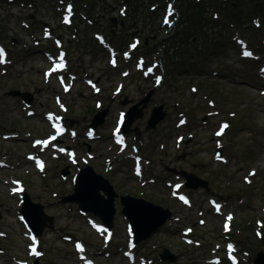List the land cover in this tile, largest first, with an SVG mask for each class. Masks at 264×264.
Instances as JSON below:
<instances>
[{"label": "rangeland", "instance_id": "rangeland-1", "mask_svg": "<svg viewBox=\"0 0 264 264\" xmlns=\"http://www.w3.org/2000/svg\"><path fill=\"white\" fill-rule=\"evenodd\" d=\"M199 1L189 0L187 7ZM220 1L233 3V12H226L224 5L208 6L200 19L196 15L187 20L188 24L201 20L189 28L181 23L183 0H69L63 5L60 0H0V40L8 49L7 63H0V159L16 165L0 170V264L26 262L28 256L38 259L17 218L20 205L19 198L11 196L13 180H20L31 200L55 217L54 228H45L38 237L43 255L39 264H84L85 259L96 264H161L159 254L166 251L175 257L170 264H208L212 258L228 264L229 241L236 244L242 264H254L257 254L264 253V80L260 78H264V0L257 3V10L253 0ZM68 4L74 5L71 12ZM68 13L75 16V23L66 28ZM60 29L66 37L59 39L68 52L44 39ZM96 34L107 38L103 47L91 44ZM138 42L131 52L129 45ZM211 45L218 49L206 50ZM47 46L53 55L56 50L69 55L66 72L52 73L43 53L51 51ZM243 47L252 50L257 61L244 58ZM161 58L165 75L159 68ZM148 67L155 69L153 75ZM17 91L30 94L27 98L36 116L26 115L23 95H12ZM151 91L143 117L125 135L130 149L123 150L111 137L120 112L129 111ZM161 104L166 118L156 129L147 130L153 107ZM44 112L72 120L76 137L58 144L71 148L64 155L48 149L50 161L40 176L26 157L35 150L34 138L51 135ZM95 118L102 122L94 133L89 131L100 138L91 140L85 132ZM181 121L187 125L179 128ZM225 122L230 127L220 138L217 132ZM13 132L18 139H2V133ZM219 145L227 163L214 161ZM132 155L143 160V180L133 171L141 159H131ZM87 164L107 178L119 196L144 198L172 212L174 220L139 243L134 263L125 256L132 233L119 199L113 246L105 241L107 230L99 217L63 202L74 193L75 177ZM64 170L69 174L63 176ZM184 173L207 180L209 190L194 188L197 181L192 180V187L174 193L173 184L171 192L167 181L179 180L185 188ZM181 193H188L191 202L184 205ZM210 199L222 205L221 213ZM228 216L232 219L227 221ZM226 224L231 226L229 232L224 230ZM186 228L193 229L192 245L182 240ZM105 252L111 253L109 258Z\"/></svg>", "mask_w": 264, "mask_h": 264}, {"label": "water", "instance_id": "water-1", "mask_svg": "<svg viewBox=\"0 0 264 264\" xmlns=\"http://www.w3.org/2000/svg\"><path fill=\"white\" fill-rule=\"evenodd\" d=\"M153 93L154 91L150 92L143 100L129 110L123 132H129L134 121L143 117L144 109L147 108ZM12 95H23L25 98L30 97V94H24L20 91L13 92ZM106 114L107 110H104L100 113V117L103 119ZM166 115L164 105L155 106L148 120L147 130L156 129L166 118ZM102 119L99 121L98 118H95L92 126L96 128L97 125L101 124ZM62 173L63 175L69 174L68 170H64ZM186 179L187 188L192 187L191 181L195 180L197 183L193 186L194 188L203 187L207 191L209 190V182L207 180L196 177L194 174H186ZM117 199L122 204V213L129 221L138 243L151 238L166 222L172 220L173 215L169 209H165L143 198H135L131 195L119 196L110 181L98 174L90 165L80 169L75 178L74 193L63 197V202L77 204L81 212L91 213L99 217L108 228L112 229L117 213ZM21 213L37 235H42L45 228H54L55 217L47 214L45 207L41 203H34L29 195L25 196V203ZM162 258L171 261L175 260V257L168 251L162 255ZM36 264H39V262H36ZM254 264H264L263 252L257 254Z\"/></svg>", "mask_w": 264, "mask_h": 264}, {"label": "trees", "instance_id": "trees-1", "mask_svg": "<svg viewBox=\"0 0 264 264\" xmlns=\"http://www.w3.org/2000/svg\"><path fill=\"white\" fill-rule=\"evenodd\" d=\"M153 1H156V0H153ZM183 1H185V2L183 4V8H181V10L183 11V19L181 20V23L185 27L187 25V20L193 19L194 16L199 15L200 16L199 19H200L204 15V13H205L203 11V9H207L208 6H212V7L216 6L217 7L218 5L219 6L220 5H224L225 8L226 7L228 8V9L226 8V12H228V13L233 12L232 7H231V6H233V3L226 4V3H228L226 1L221 2L220 0H209V1L208 0L207 1L201 0V1L197 2V4L190 3V5H191L190 7H187V2L189 0H183ZM259 1L260 0H253V2L255 3L254 4L255 10H257V3ZM209 3H211L212 5H209ZM261 7H262V9L264 11V6L262 5ZM196 8H199L201 10V12L199 14L194 13L193 9H196ZM189 14H191V15L189 16ZM236 15H238V14H236ZM232 17H234V16L232 15ZM192 22L193 23L189 26V28L193 27L194 24L200 23L201 20H193ZM177 34H181V32H178ZM176 38H177V36H174L173 43H174V41H175ZM91 41H92L91 44L95 45L94 40H91ZM215 47H216V45H215ZM215 49H218V48H214L213 49V46L212 45L209 46L208 48L206 47V50H215Z\"/></svg>", "mask_w": 264, "mask_h": 264}, {"label": "snow or ice", "instance_id": "snow-or-ice-1", "mask_svg": "<svg viewBox=\"0 0 264 264\" xmlns=\"http://www.w3.org/2000/svg\"><path fill=\"white\" fill-rule=\"evenodd\" d=\"M68 11L71 12V6H69ZM165 22L167 23L168 21L166 20ZM133 47H135V45H133ZM5 55H6V54H5L4 50H3L2 48H0V63L5 62V60H4ZM244 55H245V56H251L252 54H251L250 52L245 51V52H244ZM60 59H61V61L63 60V54L61 55ZM113 63H115V61H113ZM58 67H62V65L54 66L53 69H52V71L55 72V71L57 70ZM148 71H151V69H149ZM97 90H98V89H97ZM50 118H51V117H50ZM227 127H228L227 125H223V126L221 127V130H220L219 132H217V136L222 135L224 129L227 128ZM60 131H62V129H60V128L57 127V132L59 133ZM116 131H117V133H118V132H119V128H117ZM55 139H56V136L51 137V140H55ZM38 143H42V144L46 147V146L48 145L49 141L38 142ZM61 150L63 151V149H61ZM39 167L41 168V170L43 169V163H42V162L39 163ZM177 187H179V186H177ZM14 191H15V190H14ZM180 198H181L185 203H188V201H187L186 198H184V197H180ZM217 210H219V206H217ZM228 219L230 220L231 217L229 216ZM77 247L80 248L81 251L83 250L81 246L78 245ZM229 249L231 250V246H229ZM32 252H33L34 254L39 255V253H36V250H35L34 247H33V249H32Z\"/></svg>", "mask_w": 264, "mask_h": 264}, {"label": "bare ground", "instance_id": "bare-ground-1", "mask_svg": "<svg viewBox=\"0 0 264 264\" xmlns=\"http://www.w3.org/2000/svg\"><path fill=\"white\" fill-rule=\"evenodd\" d=\"M227 130H228V129H227ZM227 130H226L225 134L227 133ZM225 134H224V135H225ZM224 135H223V136H224Z\"/></svg>", "mask_w": 264, "mask_h": 264}]
</instances>
